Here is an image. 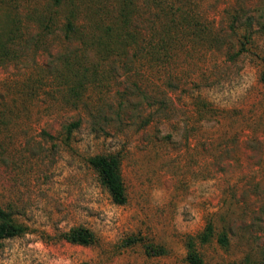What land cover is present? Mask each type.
Here are the masks:
<instances>
[{
  "label": "rangeland",
  "instance_id": "rangeland-1",
  "mask_svg": "<svg viewBox=\"0 0 264 264\" xmlns=\"http://www.w3.org/2000/svg\"><path fill=\"white\" fill-rule=\"evenodd\" d=\"M132 9L139 40L104 48L118 0H0V206L28 227L0 264H188V236L203 264H264V0ZM109 152L124 204L88 162ZM78 225L96 243L59 237Z\"/></svg>",
  "mask_w": 264,
  "mask_h": 264
},
{
  "label": "trees",
  "instance_id": "trees-1",
  "mask_svg": "<svg viewBox=\"0 0 264 264\" xmlns=\"http://www.w3.org/2000/svg\"><path fill=\"white\" fill-rule=\"evenodd\" d=\"M119 11L115 24L107 25V31L104 33V39L97 36L96 41L102 44L104 48H111L112 42L121 44L127 47L131 44H136L139 40L134 33L129 29L130 21L134 15L136 0H118ZM65 25L67 36L74 35L78 32L79 26L76 22L75 10ZM204 33L203 25L200 24L198 17L192 15V38L197 39L198 36ZM130 41H129V40ZM260 81L264 84V69L260 74ZM78 84V83H77ZM72 86V90H77L78 85ZM76 92V91H74ZM78 121L67 125V137L71 134L73 128L78 126ZM88 162L99 179V182L109 193L111 200L116 204H124L127 201L126 187L121 174V155L119 152L97 153L88 157ZM28 227L17 221L13 217L12 210L0 206V241L7 237L21 235L27 231ZM213 223L210 219L205 223L202 231L198 233L197 238L205 242L213 236ZM59 237L68 242L81 245L94 244L97 241L95 233L83 226L78 225L69 228L68 230L59 233ZM132 240H135L133 238ZM220 242L227 243L226 235L219 236ZM185 259L188 264H203V259L197 249L194 236H188L186 241ZM147 250L155 251L152 245H146ZM233 264V263H223Z\"/></svg>",
  "mask_w": 264,
  "mask_h": 264
}]
</instances>
